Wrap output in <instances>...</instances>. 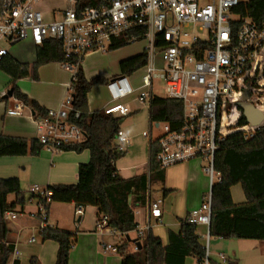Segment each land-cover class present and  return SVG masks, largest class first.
I'll return each mask as SVG.
<instances>
[{"label": "built area", "instance_id": "2783aa9c", "mask_svg": "<svg viewBox=\"0 0 264 264\" xmlns=\"http://www.w3.org/2000/svg\"><path fill=\"white\" fill-rule=\"evenodd\" d=\"M64 1L69 4L58 11L59 19L46 21L36 8L39 0H4L0 10V62L6 55L1 43L10 46L29 40L41 46L46 40H55L62 45L66 59L63 66L74 75L85 56L105 53L122 35L128 36V43L144 41L147 64L139 86L133 87L123 75L109 78L105 88L112 105L105 107L103 113L114 118L127 116L130 109L121 101L134 94L139 103L149 105L154 98V81H164L165 98L182 103L183 121L174 130L162 124L163 133L154 141L150 138V143L157 147L155 163L165 169L195 158L207 162L204 171L209 177L210 189L202 197L200 206L185 220L191 225L209 227L211 187L219 180L214 155L232 131L241 130L251 135L259 127L249 124L238 127L237 122L242 114L238 104L244 97L259 110L257 99L264 96L254 93L255 89H264L258 85L264 80V21L257 23L232 12L249 0H101L98 5L82 11L76 9V0ZM232 27H236L235 32ZM17 109L20 108L8 110L6 114L18 116ZM233 112L237 116L231 121ZM261 113V125H264V111ZM71 117L77 119L79 113L73 110L69 90L58 109H50L45 116L35 118L40 145L54 151L60 145L83 142L85 134ZM155 125L156 129L161 126L160 123ZM245 127L248 128L243 130ZM148 135L151 137L150 132L143 133V136ZM115 140L118 151L128 142L121 130ZM30 193L28 202L34 201V216L39 221L37 231L51 228L47 224V210L52 192L34 185ZM146 207V229H149V219H159L162 213V199L152 200L149 189ZM82 213L83 208L76 207V216ZM19 215L20 211L6 212L4 221L14 222ZM106 224V216H97V229H106ZM141 236L138 231L137 238ZM208 237L209 233L206 256L201 264H209ZM35 239L31 234L28 241L34 243ZM104 249L116 252V248L110 246ZM19 259L20 251L15 242L4 264H16Z\"/></svg>", "mask_w": 264, "mask_h": 264}, {"label": "trees", "instance_id": "16d2710c", "mask_svg": "<svg viewBox=\"0 0 264 264\" xmlns=\"http://www.w3.org/2000/svg\"><path fill=\"white\" fill-rule=\"evenodd\" d=\"M24 0H21L23 2ZM4 0H0V10ZM101 0H76V9L82 11L98 5ZM234 14L249 17L257 23L264 21V0H249L240 3L232 10ZM236 25V24H235ZM235 32L236 27H232ZM127 35L114 40L108 51H116L130 45ZM62 45L55 40H46L36 48V60L30 66L22 64L9 55L0 62V70L12 79L13 97L27 106L33 116L43 117L47 111L34 100L22 94L14 86L17 80L31 77L38 80L40 67L58 63L65 64ZM146 65V53L122 60L119 63L120 75L130 76ZM264 77V71L262 73ZM102 79L87 81L81 65H78L70 82V94L73 110L79 117L71 121L85 134V140L76 145H60L63 152L82 153L87 150L88 163L79 164L78 181L71 185H51L50 203H74L76 207H94L97 214L107 217V229L124 238L116 246L121 257V264H184L185 258H195L201 264L206 256L205 247L200 244L195 233L196 226L185 219L180 220L179 232H169L168 244L152 235H147L143 242L132 244L129 233L137 229L133 209L146 204L147 185L162 184L164 169L155 163L156 144L149 147V176L140 175L129 179L121 178L115 168V162L124 157L114 143L120 125L125 118H113L102 111L90 112L87 94L95 84H105ZM1 100V99H0ZM148 118L150 123H166L174 130L183 121V106L178 100L154 97L149 103ZM243 114L237 126H246ZM42 146L35 139L0 135V158L38 156ZM214 169L219 180L211 187V214L209 236L224 240H252L264 242V125L253 134L246 135L241 130L232 131L220 144L214 155ZM240 185L245 196V203L234 205L230 189ZM163 191V195H167ZM13 195L11 202L7 197ZM132 197L131 203L129 199ZM26 200L17 178H0V264H4L12 251V244L7 241L9 230L4 221V214L9 211H21ZM42 241L57 243L55 264H68L69 254L75 245L76 236L70 232L47 228L39 232ZM129 238V239H128ZM133 240V239H132ZM134 249H133V248ZM210 264H220L209 260ZM30 264H39L31 258ZM226 264H235L228 261Z\"/></svg>", "mask_w": 264, "mask_h": 264}, {"label": "crops", "instance_id": "0c3cea01", "mask_svg": "<svg viewBox=\"0 0 264 264\" xmlns=\"http://www.w3.org/2000/svg\"><path fill=\"white\" fill-rule=\"evenodd\" d=\"M42 3H44V0H39L36 8L42 12L44 19L46 21H51L57 18L56 16L59 14L58 11L62 9H59L60 7L57 8L56 5L51 6L50 4ZM3 45H5L4 48L6 49V54L22 64H28L31 66L36 60V48L38 46L33 45L29 40L10 46L6 45L5 43H1L2 47ZM137 55L139 54H126L120 56V60L118 61V75H120V61ZM80 65L87 81L95 78L105 81L108 80L101 78L100 76H89L86 74L83 60L81 61ZM145 66L141 69H144ZM0 74H4V77L6 78L4 79V82H0V135L23 138L28 141L32 139L38 141L40 133L35 124V117L32 114L33 112L29 107L24 106L13 96L7 99L3 98L6 91L11 89L12 79L1 70ZM130 76L126 77L128 78ZM72 78V70L67 69L62 64L50 63L39 68L37 81H34L31 77H28L17 80L14 83V86L19 89L22 94L34 100L42 109L48 111L50 109L55 110L60 107L64 95L70 90V82ZM0 80H2V77H0ZM96 86L97 85H94L87 94L88 109L90 112H103V109L112 105V102L106 90L107 100L102 103L100 101L99 94L92 93L95 88H97ZM44 88L48 90V94H43L41 92V89ZM132 96H134L133 101L129 99ZM132 96H129L121 101L123 105H127L129 107L130 114L125 117L118 118L126 119L134 112L140 111V107H132L134 101L139 103L136 100L137 94ZM154 97L156 96L154 95ZM139 104L140 106L144 105L141 103ZM16 107L20 108L17 109L19 112L18 116H9L6 114L8 110L14 111ZM153 124L156 126L155 124L158 123ZM160 124L162 125L166 123ZM151 129L152 125H150V129L148 131L150 134ZM119 130H121L128 139L127 145L121 150L126 155L128 152L127 149L130 146L131 137H129L127 133L121 128H119ZM143 137L148 139L147 137H149V135ZM150 138L151 137H149L147 142L148 157L146 161L122 164L121 161L126 158L124 155V157L115 162V168L121 178L129 179L140 175L149 176V147L151 145ZM114 143L117 145L116 140ZM43 149L46 148L42 146V150L39 152L38 156H31L28 154L23 157L0 158V178H17L20 182V187L26 200L25 206L20 211V215L17 217V219L14 222L6 223L9 230L7 241L10 244L17 242L18 249L20 251V259L16 264H30L31 258L36 259L39 264H55L56 261V253L58 250L57 243L51 240L42 241L40 237V240L36 246H32L33 244H36V239L35 242L31 244H29L28 241L31 234H34L36 237V232H38L36 227L39 225V222L34 216L36 212L35 205L33 204L34 201L31 203L28 202V199L31 196L30 188L31 186H34L32 183L37 181L40 187L43 186L44 189H47V187L51 185L76 184L78 181L77 170L79 164L88 163L90 158L89 152L87 150L78 154L75 152H63L59 149L54 151H48L46 149V152L51 154V156L48 157L41 154ZM129 156H132V152H129ZM204 168L205 165L200 158L191 159L190 161L165 168L164 181L162 184L149 185L148 183L147 190L149 189L151 199H162L161 217L159 219H149V229H146V204L133 209L137 229L129 233L130 239H140V242H143L147 235L150 234L153 237L159 239L163 246H166L168 244L169 232L176 234L179 232V221L186 219L192 210L197 209L200 206L202 197L210 189L209 177L205 173ZM163 191L168 192L166 196L163 195ZM230 193L234 205H241L245 203V196L240 185H234L231 187ZM13 199V195H9L7 197L8 202L13 201ZM131 201L132 197L129 199L130 203ZM92 208L94 211L91 213V218L89 217L90 219L86 221V226L83 225V223L85 222V212L88 207L83 208V213L81 216H76V205L74 203H50L47 210V224L52 228L67 231L76 236L75 245L69 254L68 264H121V257L119 254H117V252L105 250L104 248L107 246L116 248V246L124 237L118 233H113V231L107 228L98 231L99 229L96 227V218L98 216L97 209L94 207ZM90 222L93 228L89 227ZM81 224L83 225V229L78 231L77 228ZM73 228H75L76 231H73ZM138 231L142 234L141 238H137ZM195 233L199 237L200 244L205 247L206 240H204V238L207 239L209 227L205 225H197ZM111 237H117L118 243H115V245H109L108 242L106 243V239ZM209 237L208 260H213L210 258ZM210 238H213L214 244L216 246L223 244V247L227 245L229 246L230 242L234 241V239L224 240L217 237ZM235 241L237 242V245L242 247L239 253H242V257H244L247 261H251L250 263L253 261H258V258H260V256L264 253V242L252 240ZM219 251L220 250H217V252H215L218 254L216 255V259L213 261L220 264H226L230 259L226 258ZM23 253H25V256ZM221 257H223L224 262ZM233 263L237 264L235 261H233ZM184 264H198V262L195 258L188 257L185 258Z\"/></svg>", "mask_w": 264, "mask_h": 264}, {"label": "rangeland", "instance_id": "374dc122", "mask_svg": "<svg viewBox=\"0 0 264 264\" xmlns=\"http://www.w3.org/2000/svg\"><path fill=\"white\" fill-rule=\"evenodd\" d=\"M45 4H50L51 6H57L60 7L59 9H64L67 7L69 2H65L64 0H44ZM42 3V4H44ZM38 4V3H37ZM57 19H59V14L56 16ZM145 46L144 41H137L134 43H131L130 45L121 48L120 50L116 51H107L106 53H94L89 56H86L83 59L84 69L86 74L89 76H100L101 78L109 79L112 76L118 75V61L120 60L121 55L126 54H140ZM5 47V45H3ZM2 77V80L0 82H4V74H0ZM143 75V69L137 70L134 74H132L130 77H128L130 84H132L133 87L139 86L140 79ZM96 79V78H95ZM97 85L95 90L92 92L94 94H99L100 101L103 103L107 100V93L104 84H95ZM258 85L261 87H264V80L259 81ZM41 92L43 94H48V90L46 88L41 89ZM254 93L257 95H264V89H255ZM153 94L156 97L159 98H165V84L162 80H155L153 83ZM134 96L130 97L129 99L133 101ZM260 103L258 104L257 108L263 112L264 111V96H259L257 99ZM137 106L140 107V111L134 112L130 116H128L123 124L121 125V129L127 133L129 137H131L130 140V146L127 149V154L125 155V159L121 161V163H131V162H143L147 160L148 153H147V142L148 139L144 138L142 136L143 132H148L150 129V125H152L151 129V139L154 141L156 140L162 133H163V125H161L158 129L155 128L154 124H150L148 120V104L144 103V105L140 106L139 103L133 102L132 107ZM237 113L233 112L229 120L234 121L236 118ZM230 121V122H231ZM233 123V122H231ZM248 127H245L243 130H245ZM129 152H132V156H129ZM41 154L46 155L48 157L51 156L50 153L46 152V149H43ZM199 159V158H197ZM204 163V165H207V162L203 159H201ZM56 170V169H55ZM32 184L38 186L41 190H43V186L40 187L37 181H34ZM33 207V206H32ZM93 208L88 207L86 210V217L85 222L83 225L87 226L86 221L91 218V213H93ZM90 217V218H89ZM38 221V220H37ZM39 222V221H38ZM39 224V223H38ZM83 225L81 224L78 226V231H81L83 229ZM90 228H93L91 222H90ZM76 228V224H75ZM73 228V231H76V229ZM101 231V230H98ZM39 232V231H38ZM36 232V244H33L32 246H36L37 243L40 240L39 233ZM19 238V237H18ZM206 240V238H204ZM209 250H210V258L216 259V255L218 253L217 250H220L219 252L224 255L226 258L230 259L231 261H235L237 264H264V253L263 255L258 258V261H247L244 257H242V253H239L241 248L239 245H237V242L234 240L233 242H230L229 246L223 247L222 245H215L213 238L209 237ZM108 242L109 245H115V243H118V238H107L106 243ZM31 244V243H29ZM222 247V248H221ZM133 248V247H132ZM134 249V248H133ZM234 252V253H231ZM25 256V253H23Z\"/></svg>", "mask_w": 264, "mask_h": 264}, {"label": "water", "instance_id": "95a60500", "mask_svg": "<svg viewBox=\"0 0 264 264\" xmlns=\"http://www.w3.org/2000/svg\"><path fill=\"white\" fill-rule=\"evenodd\" d=\"M12 96H13V91L12 89H9L8 91H6L3 98L7 99V98H11ZM245 100L246 97H244V100L238 104V107L242 111V114L246 119L247 124L253 127L261 126V123L263 121V114L259 110L254 108L250 103H247ZM131 242L136 245L139 244L138 242H135V240H131Z\"/></svg>", "mask_w": 264, "mask_h": 264}]
</instances>
